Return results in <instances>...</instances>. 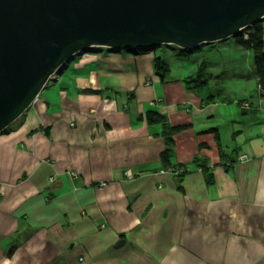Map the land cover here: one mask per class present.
<instances>
[{
  "label": "crops",
  "instance_id": "0c3cea01",
  "mask_svg": "<svg viewBox=\"0 0 264 264\" xmlns=\"http://www.w3.org/2000/svg\"><path fill=\"white\" fill-rule=\"evenodd\" d=\"M155 55H75L0 132V264H264V92L205 95L182 68L162 82ZM149 109L188 125L181 181Z\"/></svg>",
  "mask_w": 264,
  "mask_h": 264
},
{
  "label": "water",
  "instance_id": "95a60500",
  "mask_svg": "<svg viewBox=\"0 0 264 264\" xmlns=\"http://www.w3.org/2000/svg\"><path fill=\"white\" fill-rule=\"evenodd\" d=\"M263 18L264 0H0V132L90 48L192 49Z\"/></svg>",
  "mask_w": 264,
  "mask_h": 264
},
{
  "label": "rangeland",
  "instance_id": "374dc122",
  "mask_svg": "<svg viewBox=\"0 0 264 264\" xmlns=\"http://www.w3.org/2000/svg\"><path fill=\"white\" fill-rule=\"evenodd\" d=\"M262 23L264 26V18ZM147 51H155L156 56L167 61L173 75L179 73L181 68L185 74H194L203 65L204 76L207 75L206 73L211 76L208 78V84L198 90L199 93L219 94V96L228 94L232 97L233 94L241 96L245 92H262L256 81L252 50L244 49L236 44L233 37L203 44L199 49H191L184 55L178 53L173 45H160L147 49ZM245 100L242 102L244 108L249 105V101ZM228 106L234 107L235 105Z\"/></svg>",
  "mask_w": 264,
  "mask_h": 264
},
{
  "label": "trees",
  "instance_id": "16d2710c",
  "mask_svg": "<svg viewBox=\"0 0 264 264\" xmlns=\"http://www.w3.org/2000/svg\"><path fill=\"white\" fill-rule=\"evenodd\" d=\"M263 33H264V26H263L262 20H259L253 23L251 26L241 30L235 36H233V39L236 44H238L244 49L252 50L254 72H255L257 82H258L259 87L261 88L262 93L264 92ZM201 46H196L195 48H192V49L196 50V49H199ZM93 48H105V47H93ZM106 49L114 50L110 48H106ZM174 49H176V51H178V53L182 55L187 54L191 50V49H182L176 46H174ZM126 50L134 52V53H142L143 51H145L143 49H137V48H130ZM153 67H154L155 73L160 78V81L165 82L171 79V77L169 76L172 70L170 69V66L167 63V61H165L162 57L156 56V55L154 56ZM206 74L207 75L204 76L205 74L203 72V65H201L197 69V71H195L194 74H190L184 77V82L188 85L189 88L200 90L208 84V78L211 76V74L209 73H206ZM84 91L91 92V93L99 92L98 90H91V89H87ZM143 118L150 125H153V124L161 125L162 129L159 134L163 137L164 142H165V147L160 153L161 166L166 169H171L175 173L177 172L176 174L177 181H181L187 170L183 168L181 164H173L171 161V157H172L173 145H174V135L177 132L181 131L182 129L187 128L188 125L172 126L168 122L166 115L154 109H149L145 111ZM6 129L7 128H5L2 132L6 131ZM216 138L217 140H219L218 135H216ZM223 157H224V153L221 151L220 159H223ZM191 161L195 166L200 167V169L204 173L206 182L208 184L212 183L213 177L211 173V168L208 164L205 163L204 159H202V157H200L199 155H194ZM229 165L230 163L228 165H225L226 168H228Z\"/></svg>",
  "mask_w": 264,
  "mask_h": 264
},
{
  "label": "built area",
  "instance_id": "2783aa9c",
  "mask_svg": "<svg viewBox=\"0 0 264 264\" xmlns=\"http://www.w3.org/2000/svg\"><path fill=\"white\" fill-rule=\"evenodd\" d=\"M58 75H59V74H58ZM58 75H54L52 79L55 80V79L58 77ZM246 105H248V104H246ZM247 157H248V155L242 153V154H239V155H238L237 159H238V160H245V159H247ZM228 164H229V163H227L226 165H228ZM72 174H73V173H72ZM51 179H52V178H50V180H51ZM105 185H106V182H103V181H102V182L99 183V187H101V188L104 187Z\"/></svg>",
  "mask_w": 264,
  "mask_h": 264
},
{
  "label": "bare ground",
  "instance_id": "6f19581e",
  "mask_svg": "<svg viewBox=\"0 0 264 264\" xmlns=\"http://www.w3.org/2000/svg\"><path fill=\"white\" fill-rule=\"evenodd\" d=\"M64 66V65H63Z\"/></svg>",
  "mask_w": 264,
  "mask_h": 264
}]
</instances>
